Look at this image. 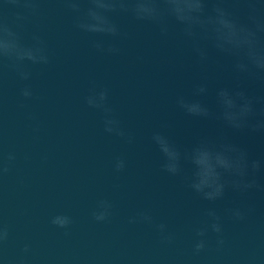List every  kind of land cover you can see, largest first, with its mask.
Wrapping results in <instances>:
<instances>
[{
    "label": "water",
    "instance_id": "water-1",
    "mask_svg": "<svg viewBox=\"0 0 264 264\" xmlns=\"http://www.w3.org/2000/svg\"><path fill=\"white\" fill-rule=\"evenodd\" d=\"M30 2L0 0V264H264V71L151 0ZM250 4L264 22V0L204 14L251 24ZM223 90L255 99L248 127L223 121ZM205 140L260 161L255 186L195 191L185 156Z\"/></svg>",
    "mask_w": 264,
    "mask_h": 264
},
{
    "label": "clouds",
    "instance_id": "clouds-1",
    "mask_svg": "<svg viewBox=\"0 0 264 264\" xmlns=\"http://www.w3.org/2000/svg\"><path fill=\"white\" fill-rule=\"evenodd\" d=\"M12 2L19 4L20 0ZM206 2L207 0H164L165 7L161 9L157 0H151L152 6L159 12L164 15L171 14L185 25L184 31L188 36L196 37L199 34L205 39H210L220 51L237 57L236 67L239 71L249 72L251 68L264 71V44L258 37V32L264 31V22L258 18L255 5L250 4L249 19L252 23L245 24L219 5L214 8V15H205ZM24 6L31 8L33 4L30 0H25ZM70 6L78 10V4L75 2ZM201 54L203 55V52ZM220 97L218 103L223 121L234 129L248 127L250 118L255 115V99L244 91H235L230 97L228 90L221 91ZM190 111L196 112L200 109L194 106ZM251 126L253 129L264 128V121ZM185 158L193 165L191 187L208 200L222 196L225 188L222 181L226 177H234L237 186L254 187L255 180H248L247 177L250 171L255 173L261 168L260 161L250 160L246 150L232 143L217 144L205 140L186 153ZM171 170L177 171V167L173 166ZM206 189L208 191H205ZM209 216L217 221L211 224V228L219 233L220 218L214 212H210ZM159 227L163 231L166 226L161 224ZM197 234L204 236L206 229H200ZM195 247L198 251L203 249L204 241L201 240Z\"/></svg>",
    "mask_w": 264,
    "mask_h": 264
}]
</instances>
